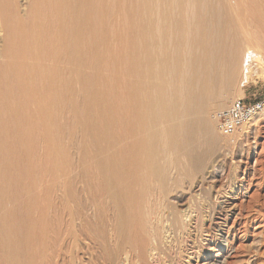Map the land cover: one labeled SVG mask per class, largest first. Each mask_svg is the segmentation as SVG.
Instances as JSON below:
<instances>
[{
  "label": "bare ground",
  "instance_id": "obj_1",
  "mask_svg": "<svg viewBox=\"0 0 264 264\" xmlns=\"http://www.w3.org/2000/svg\"><path fill=\"white\" fill-rule=\"evenodd\" d=\"M185 1L0 0V264L178 262L189 218L178 203L225 162L208 104L224 110L250 67L264 72V0L250 11L241 0ZM192 10L186 27L180 14ZM144 22L161 47L151 36L136 60ZM207 23L217 31L197 37ZM198 57L210 69L195 85ZM74 133L82 169L64 171L63 218L50 220L35 171L67 166ZM190 207L199 230L204 208Z\"/></svg>",
  "mask_w": 264,
  "mask_h": 264
},
{
  "label": "rangeland",
  "instance_id": "obj_2",
  "mask_svg": "<svg viewBox=\"0 0 264 264\" xmlns=\"http://www.w3.org/2000/svg\"><path fill=\"white\" fill-rule=\"evenodd\" d=\"M241 1L248 11L253 8L249 0ZM185 4L189 6L192 2L186 0ZM261 6L264 8L263 5ZM195 11L181 12L180 15L184 19L181 22L185 23L186 27L188 23H194L189 18H193ZM216 11H220L219 8L207 9L206 15H215ZM145 22L143 24L144 36L132 38L137 49L136 60H142L145 57L143 52L146 54L147 50L150 52L148 41L151 36L150 45L160 44L159 42L154 43L157 38L152 30L150 31L152 35H149L148 23ZM217 28L218 26L211 25L208 30L213 33L217 31ZM198 35L200 36L197 33V37ZM193 38L195 37L189 33L188 39ZM173 40L172 36H168L165 41L173 44ZM196 46L200 47L201 43H196ZM159 47L154 51L157 52ZM120 63L123 61L121 60ZM102 66L105 68V64ZM102 66L99 76L101 74L104 77L112 76L110 72L102 69ZM257 68V65L250 67V74L247 79L242 80V86L240 85L236 99H233L232 92L222 96V100L228 106L235 100H254L264 97V72ZM103 71L107 75L102 73ZM212 99L208 105L213 109V105H217L219 100ZM81 101L85 106L88 101L87 97L83 96ZM212 109L211 111L214 112H210V115L219 111ZM69 122L70 119L65 124L68 125ZM78 141V133L68 134L64 139L65 145L69 147L67 166L57 165L49 171H35L37 207L40 214L46 215L50 220L61 221L63 218L64 171H73L75 176L76 172L82 169ZM231 141V138L226 136L219 145L217 153H224L225 162L215 178L203 180L192 191L187 190L184 201L178 203L181 214L185 213L189 215V218H184V224H187L185 234H178L180 235L179 240L182 239L180 240L182 244L178 250L179 253L176 250V255L174 254L178 261L176 264H264V117L250 128L247 136L244 135L241 139L239 146L234 148L233 141ZM190 206L204 208L200 214L203 215L205 221L204 225L201 222L203 226L201 225L199 230L197 229L198 213L193 212L195 209H190ZM40 214L35 215L36 218ZM188 232L191 233V238L186 234ZM150 264H158L157 256L150 258Z\"/></svg>",
  "mask_w": 264,
  "mask_h": 264
},
{
  "label": "built area",
  "instance_id": "obj_3",
  "mask_svg": "<svg viewBox=\"0 0 264 264\" xmlns=\"http://www.w3.org/2000/svg\"><path fill=\"white\" fill-rule=\"evenodd\" d=\"M264 115V97L260 99L235 100L228 108L217 112L214 117L219 132L227 137L247 135L257 119Z\"/></svg>",
  "mask_w": 264,
  "mask_h": 264
},
{
  "label": "water",
  "instance_id": "obj_4",
  "mask_svg": "<svg viewBox=\"0 0 264 264\" xmlns=\"http://www.w3.org/2000/svg\"><path fill=\"white\" fill-rule=\"evenodd\" d=\"M189 20L194 21V18L191 17L189 18ZM208 29H209V24L207 23L205 26H202L201 30L198 31V34H200V36H206L209 32ZM209 69H210L209 62L208 61L205 62L204 60L201 59V57L200 58L198 57L193 65V72L195 73L193 77L195 82L193 83L195 85H199V83L203 82L207 78V75L209 74ZM199 116H201L199 112H197V110L194 109L192 111V119L196 120V118H200Z\"/></svg>",
  "mask_w": 264,
  "mask_h": 264
}]
</instances>
